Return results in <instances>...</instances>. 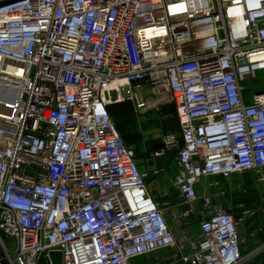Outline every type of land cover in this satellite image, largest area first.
<instances>
[{
  "label": "built area",
  "instance_id": "2783aa9c",
  "mask_svg": "<svg viewBox=\"0 0 264 264\" xmlns=\"http://www.w3.org/2000/svg\"><path fill=\"white\" fill-rule=\"evenodd\" d=\"M116 82L127 96L106 101ZM161 96L178 122L166 148L184 217L202 178L252 174L264 188V0H0V264H53L51 252L131 264L163 249L245 263L251 211L206 198L198 234L176 240L107 110Z\"/></svg>",
  "mask_w": 264,
  "mask_h": 264
},
{
  "label": "crops",
  "instance_id": "0c3cea01",
  "mask_svg": "<svg viewBox=\"0 0 264 264\" xmlns=\"http://www.w3.org/2000/svg\"><path fill=\"white\" fill-rule=\"evenodd\" d=\"M140 95H144L145 97L146 93L140 92ZM129 102L132 103L131 101ZM130 106L132 107L131 104ZM144 111H146V109L138 110V112ZM144 115L141 116L143 117ZM170 118L175 119L176 128L179 132L175 109L172 104L165 106L160 111L154 113V151L145 155L143 158H138L139 163H142L141 167L144 168V160L146 158L166 149L162 147V149H160V147H158V145H160L159 139L162 138V135H160L158 131V126L160 120H166L168 123ZM171 127H173L172 123L167 124V129ZM166 132L168 133L171 131L168 129ZM176 171L177 166L174 157L166 169L149 173L148 181L150 185L149 193L162 210L164 218L168 226L172 229L176 240L180 241L184 235L196 236L198 234V222L200 220L199 214L203 211L204 199L210 198L214 200V203H219L223 207L225 206L223 200H230L231 202L228 205V208H224L235 217L240 218L241 212L245 209L255 211L254 215L241 219L242 221L238 228L242 254L248 257L253 256L260 251L264 252V214L260 211L261 206H264V198L262 200H252V198L249 197V189L244 187L246 182L240 183L242 182V179L248 181L246 178L250 179L251 177V184L254 185L255 177L252 174L234 175L229 180L217 177L200 179L196 185L197 202L195 203L194 211L184 217L183 213L186 210V205H184L177 192L171 187V180L175 176ZM248 200H252V202ZM249 202H251V205ZM263 261L264 260L256 262L255 264H261ZM131 264L182 263L175 257L174 251L163 249L154 251L146 256L134 258L131 261Z\"/></svg>",
  "mask_w": 264,
  "mask_h": 264
},
{
  "label": "rangeland",
  "instance_id": "374dc122",
  "mask_svg": "<svg viewBox=\"0 0 264 264\" xmlns=\"http://www.w3.org/2000/svg\"><path fill=\"white\" fill-rule=\"evenodd\" d=\"M260 83H261V76L259 74L257 79L251 82V85H253V93L260 92L263 90L260 86ZM159 100H160V104H157V105L154 102H150L146 111L144 112H138L134 108L132 103H130L132 107L130 105H126L124 106L123 110L121 109L120 105H115L112 107V110L115 111V114H116L114 118L115 120H113V122L115 125L117 123L121 125L123 124L126 137L124 138L121 134L120 135L122 136L125 145L128 147L129 150L133 152L137 160H139L138 158L140 156L148 155L152 153V151H154V113L160 111L163 107L170 105V102L168 101V98L166 96H161ZM141 115H144V116L142 117ZM170 123L173 124V127L168 128L171 132L167 133L166 132L168 130L167 124H170ZM158 129H159L158 131L160 135H162L161 136L162 138L160 137L161 139H159L160 145H158L160 149L166 148L168 142H172L173 140L178 142L179 132L176 128L175 119L170 118L168 123L166 122V120H163V119L160 120ZM246 180L248 181H244V179H242V182H240V179H239V182L240 183L246 182L244 187L249 189L248 190L249 197H251L252 200L254 199L262 200L264 198L263 186H254L253 184H251V177L250 179L246 178ZM252 200H248V201L252 202ZM223 202L225 204L224 207L228 208V205L230 204L231 201L223 200ZM251 202H249L250 205H251ZM260 211L262 214H264V206H261ZM251 213L252 215H254L255 211H251ZM243 256L246 258V261L244 264H255L256 262L264 260V252H261V251L257 252L253 256H248V257H246L245 255Z\"/></svg>",
  "mask_w": 264,
  "mask_h": 264
},
{
  "label": "water",
  "instance_id": "95a60500",
  "mask_svg": "<svg viewBox=\"0 0 264 264\" xmlns=\"http://www.w3.org/2000/svg\"><path fill=\"white\" fill-rule=\"evenodd\" d=\"M148 87V86H146ZM177 153V148H166L160 154H155L144 160V168L148 173L155 172L157 170H164L174 159ZM49 258L53 264L61 263V254L58 252H51ZM45 257L40 255L37 264H45Z\"/></svg>",
  "mask_w": 264,
  "mask_h": 264
},
{
  "label": "bare ground",
  "instance_id": "6f19581e",
  "mask_svg": "<svg viewBox=\"0 0 264 264\" xmlns=\"http://www.w3.org/2000/svg\"><path fill=\"white\" fill-rule=\"evenodd\" d=\"M124 84L126 83L116 82L111 84V88L109 89V92L104 95V99L107 101L109 97L110 99H121L122 97L125 98L128 92L126 89L121 88Z\"/></svg>",
  "mask_w": 264,
  "mask_h": 264
},
{
  "label": "trees",
  "instance_id": "16d2710c",
  "mask_svg": "<svg viewBox=\"0 0 264 264\" xmlns=\"http://www.w3.org/2000/svg\"><path fill=\"white\" fill-rule=\"evenodd\" d=\"M115 105H120L121 106V109L123 110L124 109V106H126V105H130V102L129 101H124V102H121V103H118V104H111V105H109L108 107H107V110H108V113H109V115H110V118H111V120H112V122H113V120H115L114 118H115V116H116V114H115V111H113L112 110V107L113 106H115ZM122 110H121V112H122ZM115 114V115H114ZM124 115V114H123ZM126 116V115H125ZM128 117V116H127ZM128 119V118H127ZM113 124H114V122H113ZM114 126H115V128H116V130L118 131V133H119V135L121 134L124 138L126 137V133H125V131H124V128H123V124L121 125V124H119V123H117L116 125L114 124ZM120 135V137H121V139L123 140V138H122V136ZM123 142H124V140H123ZM125 144V143H124ZM126 146V145H125ZM127 147V146H126ZM128 148V147H127ZM145 155H142V156H140V158H143ZM261 264H264V261H263V263H261Z\"/></svg>",
  "mask_w": 264,
  "mask_h": 264
}]
</instances>
